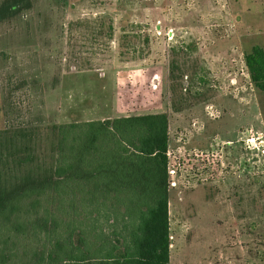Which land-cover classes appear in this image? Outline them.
<instances>
[{
  "label": "rangeland",
  "instance_id": "rangeland-1",
  "mask_svg": "<svg viewBox=\"0 0 264 264\" xmlns=\"http://www.w3.org/2000/svg\"><path fill=\"white\" fill-rule=\"evenodd\" d=\"M254 46L264 0H32L0 22V143L23 131L33 164L53 166L56 126L166 114L170 264H264V153L241 140L264 132V91L244 63ZM48 202L37 216L55 234L18 235L1 264H51L57 243L99 229L116 238L108 209L80 233Z\"/></svg>",
  "mask_w": 264,
  "mask_h": 264
},
{
  "label": "trees",
  "instance_id": "trees-1",
  "mask_svg": "<svg viewBox=\"0 0 264 264\" xmlns=\"http://www.w3.org/2000/svg\"><path fill=\"white\" fill-rule=\"evenodd\" d=\"M31 6L32 0H3L0 22ZM107 28L112 38L111 23ZM134 53L142 59L141 52ZM244 63L250 81L264 91V50L252 47ZM2 134L7 136L0 143V226L8 237L0 235V264L18 235L55 234L56 219L37 216L46 198L58 210H70L80 233L82 217L85 228H93L102 209L120 219L112 230L115 239L99 229L98 241L79 239L72 249L66 241L57 243L51 264H170L166 114L56 126L53 166L33 164L35 149L23 131Z\"/></svg>",
  "mask_w": 264,
  "mask_h": 264
},
{
  "label": "built area",
  "instance_id": "built-area-1",
  "mask_svg": "<svg viewBox=\"0 0 264 264\" xmlns=\"http://www.w3.org/2000/svg\"><path fill=\"white\" fill-rule=\"evenodd\" d=\"M241 140L245 150H260L264 153V132H257L253 135L249 134Z\"/></svg>",
  "mask_w": 264,
  "mask_h": 264
},
{
  "label": "crops",
  "instance_id": "crops-1",
  "mask_svg": "<svg viewBox=\"0 0 264 264\" xmlns=\"http://www.w3.org/2000/svg\"><path fill=\"white\" fill-rule=\"evenodd\" d=\"M205 192H206L205 196H209L210 198H212V201L215 203L217 202V199H219L218 198L219 196H221V197L224 196V195H221V194H223L222 192H219L218 190H214V189L206 190ZM216 224H218L217 221H216ZM170 261H171V257H170Z\"/></svg>",
  "mask_w": 264,
  "mask_h": 264
}]
</instances>
